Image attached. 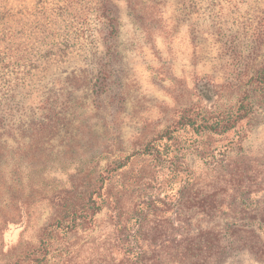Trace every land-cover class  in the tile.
Listing matches in <instances>:
<instances>
[{
    "label": "rangeland",
    "instance_id": "374dc122",
    "mask_svg": "<svg viewBox=\"0 0 264 264\" xmlns=\"http://www.w3.org/2000/svg\"><path fill=\"white\" fill-rule=\"evenodd\" d=\"M263 65L264 0H0V264H32L62 189L140 150L180 110L243 97L246 130L207 139L210 157L187 154L190 205L234 199L238 213L246 199L264 219ZM190 211L200 228L234 220ZM114 234L103 209L92 229L55 233L41 264H123ZM220 264L264 261L235 248Z\"/></svg>",
    "mask_w": 264,
    "mask_h": 264
},
{
    "label": "trees",
    "instance_id": "16d2710c",
    "mask_svg": "<svg viewBox=\"0 0 264 264\" xmlns=\"http://www.w3.org/2000/svg\"><path fill=\"white\" fill-rule=\"evenodd\" d=\"M254 79L264 83V65ZM252 110L249 97L212 111L184 108L172 125L140 150L110 164L98 178L62 189L57 214L42 228L32 264H41L55 233L92 229L95 216L103 209L113 221V246L120 251L123 264H220L235 248L246 249L264 261V219L250 211L255 205L240 199L238 213L232 209L234 199L205 207L202 200L195 199L190 205L197 198L198 178L185 161L191 150L200 157H210L216 148L208 147L205 141L213 136L244 132ZM192 208H202L210 219L226 220L232 213L234 220L200 228L191 223Z\"/></svg>",
    "mask_w": 264,
    "mask_h": 264
}]
</instances>
